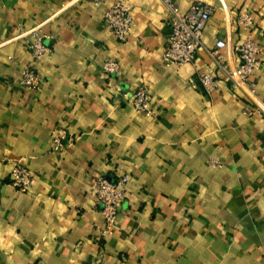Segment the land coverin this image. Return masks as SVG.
I'll return each instance as SVG.
<instances>
[{"label": "crops", "instance_id": "0c3cea01", "mask_svg": "<svg viewBox=\"0 0 264 264\" xmlns=\"http://www.w3.org/2000/svg\"><path fill=\"white\" fill-rule=\"evenodd\" d=\"M118 1L0 0V264H264V0H171L180 13L194 2L214 10L202 49L182 66L161 62L171 31L163 4L127 0L122 43L104 27ZM243 13L251 29L238 24ZM248 35L262 60L253 89L220 78L205 93L198 74L216 70L206 50L225 41L232 63ZM36 38L49 48L41 61L29 48ZM106 59L116 73H103ZM27 67L43 76L36 91L18 84ZM139 86L150 117L129 101ZM56 128L66 130L60 152ZM13 162L35 178L25 193L9 184ZM122 176L113 235L99 237L90 186Z\"/></svg>", "mask_w": 264, "mask_h": 264}, {"label": "built area", "instance_id": "2783aa9c", "mask_svg": "<svg viewBox=\"0 0 264 264\" xmlns=\"http://www.w3.org/2000/svg\"><path fill=\"white\" fill-rule=\"evenodd\" d=\"M169 14L170 35L168 43L162 53L161 62L165 66H182L192 64L195 61L197 52L202 49V33L214 11L212 7L194 2L185 13H180L171 0H159ZM95 7L104 5V0H90ZM132 6L127 0H119L104 12V27L119 42H126L129 31L132 27ZM238 24L245 29L253 26L252 17L243 13L237 20ZM34 31H31L32 34ZM32 57L35 61H41L48 53L49 48L42 44L39 38L33 40L29 45ZM226 42L218 40L214 47L206 50L208 56L215 65L214 73L198 74L199 86L205 93H213L219 89L220 78H225L233 86L240 88L246 86L253 89V76L260 68V49L250 35L232 46L234 60L223 54ZM118 70V63L112 59H106L102 65L104 74H113ZM43 82V76L34 69L25 68L18 78V84L29 91H36ZM129 101L133 109L146 117L152 116L153 108L151 96L146 86H139L129 95ZM250 115V111H245ZM66 130L56 128L50 134L51 150L60 152L64 148ZM12 163L9 160L5 164ZM210 167H220L215 161L209 162ZM35 182L30 170L19 162H13L9 173V184L19 192H27ZM127 176H122L114 182H109L102 177L94 179L90 186L94 194L95 202L101 209L103 222L98 228L99 237H110L113 235L116 224L119 204L126 195Z\"/></svg>", "mask_w": 264, "mask_h": 264}]
</instances>
